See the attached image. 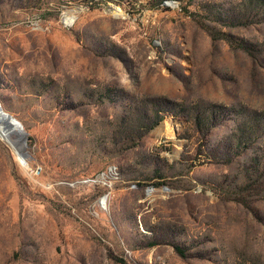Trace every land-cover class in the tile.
<instances>
[{
  "label": "rangeland",
  "instance_id": "1",
  "mask_svg": "<svg viewBox=\"0 0 264 264\" xmlns=\"http://www.w3.org/2000/svg\"><path fill=\"white\" fill-rule=\"evenodd\" d=\"M0 108V264H264V0H0Z\"/></svg>",
  "mask_w": 264,
  "mask_h": 264
},
{
  "label": "bare ground",
  "instance_id": "2",
  "mask_svg": "<svg viewBox=\"0 0 264 264\" xmlns=\"http://www.w3.org/2000/svg\"><path fill=\"white\" fill-rule=\"evenodd\" d=\"M10 114H6L3 112V110L0 108V121H2V125H5V129L3 130V133L5 131V133H13V132H22L23 129H22V126L21 124L16 120V119H13L12 117L9 116ZM1 124V123H0ZM1 131V130H0ZM4 133V134H5ZM6 137V135H5ZM5 140L7 141V143L11 144V142L8 140V138H5ZM13 145V144H11ZM15 147V145H13ZM17 153L19 154V151L17 150V148L15 147Z\"/></svg>",
  "mask_w": 264,
  "mask_h": 264
},
{
  "label": "water",
  "instance_id": "3",
  "mask_svg": "<svg viewBox=\"0 0 264 264\" xmlns=\"http://www.w3.org/2000/svg\"><path fill=\"white\" fill-rule=\"evenodd\" d=\"M12 117V116H11Z\"/></svg>",
  "mask_w": 264,
  "mask_h": 264
}]
</instances>
